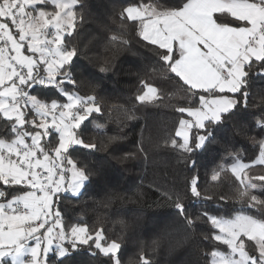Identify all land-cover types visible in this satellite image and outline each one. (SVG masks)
<instances>
[{"label": "snow or ice", "instance_id": "6c2138e0", "mask_svg": "<svg viewBox=\"0 0 264 264\" xmlns=\"http://www.w3.org/2000/svg\"><path fill=\"white\" fill-rule=\"evenodd\" d=\"M78 3L81 0H0V120L4 121L0 124V264H49V253L56 257L55 264H64L90 240V249L94 246L112 264H120L118 242L102 244L101 232L93 237L84 226L66 229L55 207L62 190L79 194L96 175L74 152L97 149L82 138L81 129L101 108L94 97L65 87L76 84L73 60L78 53L64 36L73 35ZM47 5L55 10L47 11ZM120 15L132 22L136 38L153 46L162 66L191 92L190 106L177 109L191 119L179 121L176 136L181 142L172 140L171 146L189 158L203 151L215 141L216 129L248 107L253 76L264 77V0H176L174 4L141 0ZM49 27L54 28L52 33ZM144 87L146 91L137 96L141 103L156 98L155 87L147 83ZM45 89H55L67 102L46 98ZM261 121L264 114L257 121L264 127ZM118 139L110 137V142ZM254 146L264 163V138ZM195 165L192 160V168ZM247 167L239 156L232 164L243 185L237 197L251 201V207L264 206V200L252 194L264 190V185L251 182L244 173ZM219 175L216 172L211 179L216 181ZM256 179L264 181V176ZM188 189L194 198L201 197L198 175L192 176ZM183 199L176 194L174 207L192 225ZM204 216L218 229L211 238L228 249L212 251L211 264H264V219L245 213L231 218L207 212ZM41 229L43 233L37 235ZM30 240L34 245H29Z\"/></svg>", "mask_w": 264, "mask_h": 264}, {"label": "trees", "instance_id": "16d2710c", "mask_svg": "<svg viewBox=\"0 0 264 264\" xmlns=\"http://www.w3.org/2000/svg\"><path fill=\"white\" fill-rule=\"evenodd\" d=\"M140 2L81 0L74 8L75 30L70 37L65 34L64 40L78 53L73 60L76 84L65 87L94 97L101 108L81 129L82 138L97 149L74 152L96 175L79 194L62 192L55 207L66 229L84 225L93 237L101 232L102 244L118 242L120 264H144L145 260L149 264H211L212 251L228 249L211 238L215 228L205 212L225 218L245 213L264 219V206L251 207V201L237 197L243 185L231 170L239 156L248 165L244 173L251 182L264 185L256 179L264 176V163H255L259 147L254 146L264 138V127L257 124L264 114V77L253 76L248 107L216 129L215 141L189 158L171 142H181L176 131L186 114L177 109L190 106L191 92L162 66L153 46L136 38L132 22L120 15L129 4ZM161 2L174 4L176 0ZM146 83L157 89L156 98L141 103L137 96L143 94ZM44 94L66 102L55 89H45ZM110 137L119 139L110 142ZM216 172L220 175L213 181ZM193 175L199 177L200 198L188 189ZM176 194L184 197L185 212L194 224L175 209ZM252 194L264 200V190ZM89 245H80L64 264H112ZM47 259L55 264L52 253Z\"/></svg>", "mask_w": 264, "mask_h": 264}, {"label": "crops", "instance_id": "0c3cea01", "mask_svg": "<svg viewBox=\"0 0 264 264\" xmlns=\"http://www.w3.org/2000/svg\"><path fill=\"white\" fill-rule=\"evenodd\" d=\"M45 8H46V10L47 11H54L55 9L51 6V5H47V6H45ZM47 31L49 32V33H51L50 31H54V28H52V27H49L48 29H47ZM186 114V113H185ZM183 119H191V117H188L187 116V114H186V117L185 118H183ZM178 128H179V125H178ZM177 128V129H178ZM258 161H255V163H260L259 162V155H258ZM71 193V192H70ZM41 231H44V229H41ZM32 240H30L29 241V245H34V244H32V243H34V242H31ZM25 259H28V257H25Z\"/></svg>", "mask_w": 264, "mask_h": 264}, {"label": "rangeland", "instance_id": "374dc122", "mask_svg": "<svg viewBox=\"0 0 264 264\" xmlns=\"http://www.w3.org/2000/svg\"><path fill=\"white\" fill-rule=\"evenodd\" d=\"M145 91H146V89H145ZM67 102V101H66ZM255 161H258V158H256L255 159ZM231 170H232V166H231ZM233 172V171H232ZM69 175H70V173H69ZM62 192H63V190H62ZM51 222H52V218L50 217L49 218V223L51 224ZM79 226H84V225H79ZM85 227V226H84ZM41 233H43V231H41L40 233H37V235H40ZM218 233V229H215V234H217ZM53 235H55V230H54V232H53ZM95 237V236H94ZM31 242H34L35 243V241L34 240H32ZM34 243H32V244H34ZM213 259V258H212Z\"/></svg>", "mask_w": 264, "mask_h": 264}, {"label": "built area", "instance_id": "2783aa9c", "mask_svg": "<svg viewBox=\"0 0 264 264\" xmlns=\"http://www.w3.org/2000/svg\"><path fill=\"white\" fill-rule=\"evenodd\" d=\"M50 32L52 33V31H50ZM2 43H3V42H2V41H0V46H2Z\"/></svg>", "mask_w": 264, "mask_h": 264}]
</instances>
